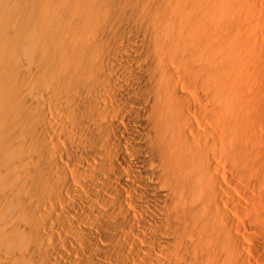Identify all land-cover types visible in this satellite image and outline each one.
<instances>
[{"label":"bare ground","instance_id":"1","mask_svg":"<svg viewBox=\"0 0 264 264\" xmlns=\"http://www.w3.org/2000/svg\"><path fill=\"white\" fill-rule=\"evenodd\" d=\"M0 264H264V0H0Z\"/></svg>","mask_w":264,"mask_h":264}]
</instances>
